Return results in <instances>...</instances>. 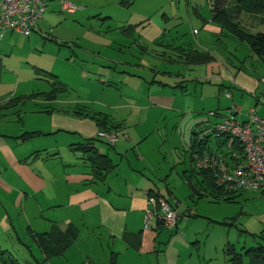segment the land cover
<instances>
[{
  "label": "crops",
  "instance_id": "0c3cea01",
  "mask_svg": "<svg viewBox=\"0 0 264 264\" xmlns=\"http://www.w3.org/2000/svg\"><path fill=\"white\" fill-rule=\"evenodd\" d=\"M239 1L225 0L223 6L230 11L232 18L226 24L223 20L213 19V3L208 0L210 13L191 25L189 42L174 40L166 46L175 52H163L164 62L177 66V71L163 67V63L162 67L155 63L152 67L135 64L139 71H143L144 77L137 73L138 70L125 73V78H140L139 84L132 87L122 84L125 78L122 82L113 83L107 77L106 84H113L115 90L122 86L130 93V100L122 99L121 104L107 106L111 108L109 114L85 111L76 112L73 116L74 112L49 109L46 114L57 119L50 127L55 132L0 133V208H8L11 213H23L27 218L37 216L35 219L46 221L48 230L52 226L61 231L68 227L76 228L77 240L67 252L84 246L86 255L83 256L88 260L83 261L84 264H94L91 259L93 251H101L105 256L109 252L115 256L116 264L118 260L124 264H167L159 260L162 247L160 233L172 229L156 220H152L148 228L144 227L148 199L158 194L169 202H178L180 219L173 228L176 231L180 220L194 217L195 212L190 209L182 211L173 188L159 177L160 169L149 157L152 147L146 148V144L152 142L154 147L163 134L183 135L182 159L173 156L175 168L182 166V173L178 175L181 184L191 201L194 198L213 201L201 193L202 178L192 157L195 134L226 119L245 122L250 110L264 119V53L261 58L254 56L248 41L236 35L264 34V12L240 9L236 13L241 8ZM46 12L44 16L50 20ZM43 20L24 38L0 29V94L8 84L10 60L18 49L17 38L22 37L20 40L26 43L28 51L39 48L41 41L44 45L47 43L44 36L48 29ZM230 27L234 29L230 30ZM108 62L111 67L113 61ZM37 70L51 90L35 94L31 99L40 96L43 101L54 105L59 101L57 94L69 89L58 81L56 75ZM189 83H194V89ZM195 88L200 89L198 95L189 97L191 99L184 103V107V99H189L184 97L196 95ZM0 102L1 105H9L5 101ZM4 108L0 110V116ZM140 113H144L142 118ZM65 130L71 131L67 134ZM104 130L119 133L115 144L96 138L97 133ZM55 133L64 135V142L70 135L67 147L71 144L68 150L70 154L77 151L76 155L62 158L59 146L44 147L45 136ZM210 139L207 143L211 142ZM213 139L220 148L227 142L225 139L231 138ZM236 144L232 140L227 152H210L224 154L234 162L241 154ZM84 148L92 151L86 152L82 150ZM98 158L108 161L107 171H98L101 167ZM246 193L264 197V193L242 192L227 203L243 199ZM221 202L224 201L216 203ZM36 232L32 233L33 236ZM228 245L225 244L223 255Z\"/></svg>",
  "mask_w": 264,
  "mask_h": 264
},
{
  "label": "rangeland",
  "instance_id": "374dc122",
  "mask_svg": "<svg viewBox=\"0 0 264 264\" xmlns=\"http://www.w3.org/2000/svg\"><path fill=\"white\" fill-rule=\"evenodd\" d=\"M47 2L49 12H45L50 15V20L45 16L42 19L47 24L48 30L44 36L47 43L44 45L41 41L39 48L28 51L26 43L20 40L22 37L17 38L18 49L10 60V73L6 79L8 84L4 93L0 94V101L9 104L1 111V134L10 135L17 131L43 134L55 132L50 127L57 119L46 114L49 109L74 112L73 116L76 112L85 111L109 114L111 108L107 106L121 104L122 99L130 100V93L122 86L120 90H115L113 84H106L107 77L109 82H122L125 73L137 70L144 77L143 71H139L135 64L152 67L155 63L162 67L163 63V67L177 71V66L164 62L162 53L175 52L166 47L174 40L189 42L191 25L196 19L210 13L208 0ZM186 50L189 48L186 47ZM108 60L113 61L111 67ZM37 69L56 75L58 81L69 89L68 92L57 94L59 101L54 105L43 101L40 96L31 99L35 94H45L51 90ZM139 80L137 77L125 78L122 84L132 87L139 84ZM189 86L195 85L189 83ZM56 87L60 85L57 83ZM195 90L196 95L184 98L197 96L200 89ZM190 99H184L182 104ZM140 115L142 118L144 113ZM69 131L65 130L67 134ZM69 136L64 142L62 137L65 136L61 133L46 135V139H43L46 143L43 145L59 146L58 152L62 158L76 155L77 151L70 154L68 150L71 145L67 147ZM210 138L211 142L206 144L208 152H227V146L232 142V139L222 138L227 142L217 148L214 137ZM183 139L184 136L178 133L163 134L154 147L152 142L146 144V148L152 147L149 156L155 162L152 164L160 169L159 177H163L165 183L173 188L182 211L190 209L195 212L194 217L180 220L177 231H161L159 260L167 264H226L223 255L226 243L240 254L261 243L264 236V197H253L252 193H246L243 199L234 203H216L204 198L191 201L178 177L182 173V166L178 165L176 169L173 162L175 155L182 159L180 148ZM188 157H185L186 165ZM8 210L0 208V254L4 252L5 259L10 258L19 264H84L83 261L87 260L84 258V246L72 248L64 257L44 260L32 240V233L38 230L40 232H36L37 235L48 232L46 221L35 219L37 216L27 218L23 213H11ZM91 259L94 264H116L115 256L109 252L105 256L101 251H93ZM117 264L124 263L118 260ZM241 264H249L246 257L242 258Z\"/></svg>",
  "mask_w": 264,
  "mask_h": 264
},
{
  "label": "built area",
  "instance_id": "2783aa9c",
  "mask_svg": "<svg viewBox=\"0 0 264 264\" xmlns=\"http://www.w3.org/2000/svg\"><path fill=\"white\" fill-rule=\"evenodd\" d=\"M45 11V0H0V29L28 37L43 19ZM118 135L115 131H100L96 138L113 145ZM205 135L216 139L231 138L241 154L231 162L224 154L206 153L196 157L197 168L209 170L217 186L228 192L264 193V119L250 110L245 122L226 119L205 129L199 138ZM148 205L145 228L152 220L161 222L167 229L176 228L180 219L177 201L150 197Z\"/></svg>",
  "mask_w": 264,
  "mask_h": 264
},
{
  "label": "trees",
  "instance_id": "16d2710c",
  "mask_svg": "<svg viewBox=\"0 0 264 264\" xmlns=\"http://www.w3.org/2000/svg\"><path fill=\"white\" fill-rule=\"evenodd\" d=\"M225 0H211L212 5V17L214 20H223L226 24H229V21L232 20L231 16H229L230 11L226 10L223 6ZM241 8L237 10L236 13L241 9H247V11L252 12H264V0H240L239 1ZM227 26V25H226ZM230 30L234 29V27H230ZM236 35L241 39H246L249 43L251 52L254 56L261 58L264 53V34L257 33L255 35H244L238 34ZM54 93V90L53 92ZM0 110L6 106V103L1 105ZM207 126L201 130L200 133L204 132L205 129L211 127ZM111 131V130H104ZM200 133L195 134L193 139V148L194 152L192 153L193 159L196 161V157H199L203 154L210 153L206 148L207 140L209 136H204L202 139L199 138ZM32 134V133H31ZM31 134H28L31 135ZM197 149V150H195ZM86 152H90L92 150L82 149ZM101 162V167H98V171H107L109 169L108 161L98 158ZM96 166H98L96 164ZM198 174L201 176L200 189L201 193L204 196L209 197L213 201H224L231 202L233 201L240 193L228 192L224 188L217 186L215 183L214 177L209 170L197 169ZM154 198H164L158 194L151 196ZM165 199V198H164ZM166 200V199H165ZM78 231L74 227H68L65 231L59 230L57 227L52 226L50 230L42 235L35 234L33 238V242L39 248L44 260H50L52 258L63 257L64 254L75 244L77 240ZM242 254L241 252L237 253L233 246H226L224 250V257L226 264H241L242 258L246 257L249 261V264H264V236H262V241L255 247H250L247 250H244ZM4 252L0 254V261L2 264H19L13 261L10 258L5 259L3 257Z\"/></svg>",
  "mask_w": 264,
  "mask_h": 264
}]
</instances>
